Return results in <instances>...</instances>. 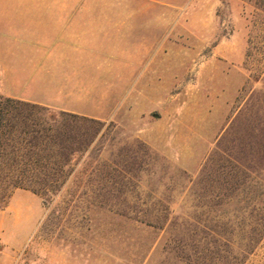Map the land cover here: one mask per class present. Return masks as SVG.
I'll return each mask as SVG.
<instances>
[{"label": "rangeland", "instance_id": "obj_1", "mask_svg": "<svg viewBox=\"0 0 264 264\" xmlns=\"http://www.w3.org/2000/svg\"><path fill=\"white\" fill-rule=\"evenodd\" d=\"M87 1L123 4L125 65L54 78L45 106L98 122L61 173L0 163L12 264H264V0Z\"/></svg>", "mask_w": 264, "mask_h": 264}, {"label": "crops", "instance_id": "obj_2", "mask_svg": "<svg viewBox=\"0 0 264 264\" xmlns=\"http://www.w3.org/2000/svg\"><path fill=\"white\" fill-rule=\"evenodd\" d=\"M123 8L87 0H0V95L48 105L44 98L60 96L54 91L61 87L53 85L58 75L118 72L124 54L110 60L108 50L110 40L124 33V18L118 17ZM26 192L15 191L0 209V264H12L13 225L6 218Z\"/></svg>", "mask_w": 264, "mask_h": 264}, {"label": "trees", "instance_id": "obj_3", "mask_svg": "<svg viewBox=\"0 0 264 264\" xmlns=\"http://www.w3.org/2000/svg\"><path fill=\"white\" fill-rule=\"evenodd\" d=\"M78 121L98 124L92 118L72 112L0 95V163L6 165L10 161V164H18L25 160L31 163L37 154L33 148L40 145L41 180L50 173H61L77 152L67 141L71 136L72 126ZM52 158L61 159L62 164L53 169L48 163ZM61 183H53L47 187L40 185V194L56 192ZM254 248L255 244L245 253H251Z\"/></svg>", "mask_w": 264, "mask_h": 264}]
</instances>
